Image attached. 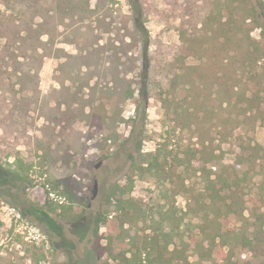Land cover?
Returning a JSON list of instances; mask_svg holds the SVG:
<instances>
[{
	"label": "rangeland",
	"instance_id": "rangeland-1",
	"mask_svg": "<svg viewBox=\"0 0 264 264\" xmlns=\"http://www.w3.org/2000/svg\"><path fill=\"white\" fill-rule=\"evenodd\" d=\"M145 1L169 9L167 0ZM109 8L114 19L110 33L84 27L74 35L78 43L57 44L71 54L88 55L94 47L98 52L83 59L90 66L77 58H42L37 54L42 49H29L38 56L36 60L19 57L10 75V60L0 40V108L26 114L14 124L26 132V145L20 148L36 157L27 197L49 210L47 202L62 206L68 204L69 193L76 194L79 202L74 212L81 215L75 223L62 218L49 221L34 211L20 213L0 198V264H73L78 259L85 264H119L111 255H101L98 248L106 243L107 226L101 216L113 213L118 198H133L140 210L139 221L126 226V236L160 233L173 248L197 229L199 219L187 210L186 197H172L171 183L150 167L156 154L175 163L176 155L184 156L186 148L198 145L193 131L160 100L165 77L159 67L175 55L180 20L170 17L166 22L159 14L149 15V49L155 61L144 74L141 55L128 49L119 29L122 14L129 12L127 1L112 0ZM254 36L260 37L259 29ZM102 47L113 48L118 55L107 53L112 50L103 53ZM142 79L152 82L145 114L143 105L136 111ZM253 144L264 147V122L259 117L247 118L227 139L215 134L211 142L218 166L236 165L241 156L252 155ZM259 154L253 193L264 188V150ZM14 165L15 158L10 157L5 167L13 169ZM184 174L189 175L187 184L197 188L204 184L199 171ZM245 215L243 220L232 218L231 226L253 238L260 232L259 223L250 210ZM188 252L194 264L200 262L193 250ZM258 254L239 245L234 260L260 264Z\"/></svg>",
	"mask_w": 264,
	"mask_h": 264
},
{
	"label": "trees",
	"instance_id": "trees-1",
	"mask_svg": "<svg viewBox=\"0 0 264 264\" xmlns=\"http://www.w3.org/2000/svg\"><path fill=\"white\" fill-rule=\"evenodd\" d=\"M92 1L0 0V40L12 67L8 73L14 74L21 56L36 60L37 55L29 49H42L37 53L42 58L53 55L83 60L97 53L92 47L88 55L71 54L57 45L78 43L74 35L84 27L112 31V0ZM126 1L129 12L122 14L119 29L128 49L141 55L144 74L155 61L149 49V15L159 14L166 22L170 17L180 20L175 55L159 67L165 77L160 100L193 131L198 145L186 148L184 156L176 155L175 163L156 154L150 167L171 183L172 197H186L187 210L199 222L189 240L173 248L160 233L126 236V226L139 221L140 210L133 198H118L113 213L101 216L107 226L106 243L98 245L101 255L107 253L119 264H194L188 252L193 250L200 260L197 264H236L235 247L241 245L259 252L260 264H264V188L253 193L251 186L264 147L253 144L252 155L241 156L236 165L218 166L211 146L215 134L227 139L247 118L259 117L264 122V0H167L169 9L145 0ZM256 29L260 30L259 38L254 36ZM94 40L98 41L96 34ZM107 53L118 55L115 50ZM189 59L197 62L188 63ZM83 65L90 66V62L83 60ZM151 83V79L141 80L137 113L142 105L146 113ZM25 115L0 108V198L20 213L34 211L49 221L62 218L75 223L81 216L74 212L79 202L76 194L69 193L68 204L62 206L47 202L49 210L27 197L26 189L32 182L29 172L36 157L20 148L26 145V132L14 124L17 117ZM10 157L15 158L13 169L5 167ZM241 165L246 167L240 169ZM198 171L204 179L200 188L187 184L189 175L184 174ZM247 210L260 226L253 238L231 226L232 218L246 219ZM85 262L78 259L73 264Z\"/></svg>",
	"mask_w": 264,
	"mask_h": 264
}]
</instances>
